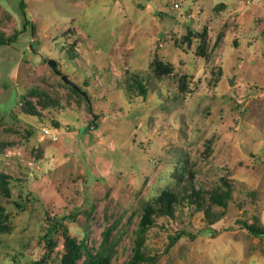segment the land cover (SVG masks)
Instances as JSON below:
<instances>
[{"label": "rangeland", "instance_id": "374dc122", "mask_svg": "<svg viewBox=\"0 0 264 264\" xmlns=\"http://www.w3.org/2000/svg\"><path fill=\"white\" fill-rule=\"evenodd\" d=\"M20 1L0 0V264H129L163 193L140 264H264L241 226L264 228V0H22L26 32ZM223 184L225 209L187 199Z\"/></svg>", "mask_w": 264, "mask_h": 264}, {"label": "trees", "instance_id": "16d2710c", "mask_svg": "<svg viewBox=\"0 0 264 264\" xmlns=\"http://www.w3.org/2000/svg\"><path fill=\"white\" fill-rule=\"evenodd\" d=\"M25 4L21 0L19 3V9L23 15L24 18V24H23V31H27V28L30 25V22L27 19V15L25 12ZM31 30V28H30ZM8 43H11V40H4L0 38V46L7 45ZM225 187L224 190L222 188H215L211 190L210 192H203L202 190H195L193 185L189 186L187 199L192 202V204L195 205L196 208L201 209L200 201L202 199V196L207 195L208 201H210L211 205L214 207H218L221 209L227 208V205L229 201L231 200V187L227 186L226 184H223ZM178 197L175 194L170 193H163V195L158 198V200L155 203L154 207H147L144 210V213L142 214L141 220L138 225V230L136 232V238L134 240V246H133V255L129 262V264H140L141 262L145 261L147 257L143 253V247H144V234L146 231L153 225L154 219L156 217H173L175 206L178 204ZM208 214V213H207ZM206 218L208 221V225L213 224L216 222L219 218L223 217V213H220L219 215H209ZM241 226L244 230H246L250 235L257 237V238H264V228H259L256 225L247 224L246 222H242ZM71 243L72 242H68ZM72 250L75 249L72 247ZM76 251V250H75ZM76 254H72L70 256L72 260H74ZM71 263V262H70ZM89 264H109L106 259H92Z\"/></svg>", "mask_w": 264, "mask_h": 264}, {"label": "water", "instance_id": "95a60500", "mask_svg": "<svg viewBox=\"0 0 264 264\" xmlns=\"http://www.w3.org/2000/svg\"><path fill=\"white\" fill-rule=\"evenodd\" d=\"M47 65L51 68V70L58 76H60L62 82L68 86H70L73 90L80 92L79 91V87L74 84L73 82H71L66 76H63L59 71H57L56 69V63L53 60H49L47 62ZM229 85H231V82H229ZM82 96L85 97L84 93H81Z\"/></svg>", "mask_w": 264, "mask_h": 264}, {"label": "built area", "instance_id": "2783aa9c", "mask_svg": "<svg viewBox=\"0 0 264 264\" xmlns=\"http://www.w3.org/2000/svg\"><path fill=\"white\" fill-rule=\"evenodd\" d=\"M175 7L177 6L175 5ZM41 132L43 133L45 137H47L50 140H53L55 138V134L53 133V131L48 128H42Z\"/></svg>", "mask_w": 264, "mask_h": 264}]
</instances>
